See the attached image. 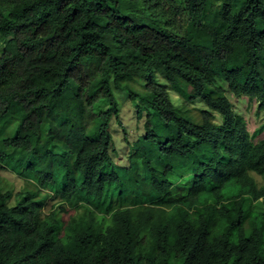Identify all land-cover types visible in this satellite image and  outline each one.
<instances>
[{"label": "trees", "instance_id": "trees-1", "mask_svg": "<svg viewBox=\"0 0 264 264\" xmlns=\"http://www.w3.org/2000/svg\"><path fill=\"white\" fill-rule=\"evenodd\" d=\"M0 34V264H264V123L229 97L264 112V0H0Z\"/></svg>", "mask_w": 264, "mask_h": 264}, {"label": "rangeland", "instance_id": "rangeland-1", "mask_svg": "<svg viewBox=\"0 0 264 264\" xmlns=\"http://www.w3.org/2000/svg\"><path fill=\"white\" fill-rule=\"evenodd\" d=\"M6 41L7 38L0 34V52L2 51ZM129 97V94L125 90L120 89L118 93V98L122 106V111L119 118H114L112 123L115 138L112 153L115 159L118 161L127 160V155L129 151L128 140L133 141L137 137V135L144 133L145 131V114L141 115L136 101L131 100ZM229 97L233 101L236 111L244 115L245 120L247 122V126L251 133H255V131L258 130L259 127L264 123V112H258L257 99L251 98L248 95L235 96L229 94ZM108 106V101L98 102V104L96 105V110L102 111L107 109ZM186 106L192 109V113L194 115H197L199 113V109H197L199 108L198 103H187ZM118 120H121L122 123L118 122ZM263 137L264 130L255 136V140H259ZM2 176V185L4 189H14L15 191L22 189L21 187H23L24 185V180L10 168H2ZM169 176L174 182V190H181L187 188L186 184L183 183V179L180 180L174 172L170 173ZM256 176L258 180H260V183H264L261 176L257 174ZM58 204V199L49 198L44 206V211L46 213H49L52 210H56L60 215H62L64 219H68L78 212L76 208H68V210L60 211L59 208L56 206ZM252 206L255 209L262 210L264 208V202L262 199H260L258 201L253 202ZM98 217L99 219H103L102 215H99ZM104 221L105 224H109L108 218H106Z\"/></svg>", "mask_w": 264, "mask_h": 264}]
</instances>
